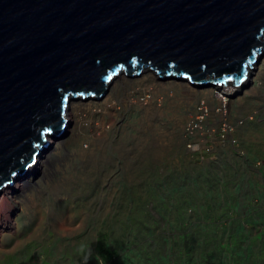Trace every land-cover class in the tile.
Masks as SVG:
<instances>
[{
  "label": "rangeland",
  "instance_id": "374dc122",
  "mask_svg": "<svg viewBox=\"0 0 264 264\" xmlns=\"http://www.w3.org/2000/svg\"><path fill=\"white\" fill-rule=\"evenodd\" d=\"M152 72L82 99L49 162L0 192V264H264V54L215 92Z\"/></svg>",
  "mask_w": 264,
  "mask_h": 264
},
{
  "label": "water",
  "instance_id": "95a60500",
  "mask_svg": "<svg viewBox=\"0 0 264 264\" xmlns=\"http://www.w3.org/2000/svg\"><path fill=\"white\" fill-rule=\"evenodd\" d=\"M263 35L264 0H0V190L64 132L70 97L142 64L239 85Z\"/></svg>",
  "mask_w": 264,
  "mask_h": 264
},
{
  "label": "bare ground",
  "instance_id": "6f19581e",
  "mask_svg": "<svg viewBox=\"0 0 264 264\" xmlns=\"http://www.w3.org/2000/svg\"><path fill=\"white\" fill-rule=\"evenodd\" d=\"M261 42H264V35L262 36V38H261ZM259 51L260 52H258V53H256V57H255V59L257 58V61H256V63L260 60V58L262 57V54H264V50H263V48L261 47L260 49H259ZM256 63L254 62V63H251V66L249 65V63L248 64H246L245 66H244V69L245 70H247V72H246V74H245V76H247L246 78H245V81L243 82V83H246L247 81H248V75H249V70H251L253 67H254V65H256ZM256 67V66H255ZM133 68H136V65H134L133 66ZM153 71L152 73L153 74H159L158 72H156V70H154V69H151L150 68V65H147L146 67L144 66V64H142V69L140 70V72H139V74H135V76H133L134 74H127V77H130L131 76V78L133 77V79L134 80H137L138 82H143L144 81V79H145V75L147 74V73H150L151 71ZM170 70H172V68L170 69ZM122 73V74H119V73ZM131 72L133 73L134 72V70H131ZM125 73V69H123V70H120L117 74H114L108 81H106V84L104 85V87H106V89H105V91L103 92V97L101 98V96L99 97V98H97L96 96H94V95H88V96H85L84 98L82 97H80L79 99H76V98H73V97H70L69 99H68V103L66 104V108H65V115L63 116V118L64 119H66L67 120V123H66V128H65V132H64V134L63 135H66L67 134V132L69 131V130H71L70 129V127H73V125L75 124V123H77L76 121H77V118H78V116H79V112L82 110V108H83V106H81L82 104H83V102H82V99H88V100H86V101H89V100H100L101 101V103L102 102H105V101H107V100H109L110 98H111V95H112V92L114 91V81L115 80H117L118 78H120V80H122V84L124 85V84H126L127 83V80H126V78L127 77H125L126 75L124 74ZM119 74V75H118ZM123 76V78H122V76ZM139 75V76H138ZM154 75V76H155ZM164 78H167L168 80H167V83L169 84V86H175L176 84H178L179 83V81L177 80V78L176 77H174V76H172V75H169V76H167L166 74H164ZM209 78H211V79H214V75H209V74H206L205 75V79H209ZM182 79V78H181ZM166 80V79H165ZM186 81H189V82H191L190 84H192V85H187L189 88H193V87H195L196 86V83H193L191 80H186ZM227 83V82H226ZM226 83H224V85L226 84ZM229 83H234V81H231V82H228L227 83V85L229 84ZM243 83H241L242 85H243ZM128 84V83H127ZM235 84V83H234ZM241 84H239V85H241ZM199 85H202V87L204 86V87H208V88H210L209 89V91L210 92H215V90L213 89L214 87H212V86H215V88H219V86H221V87H224L223 86V83L222 84H214V83H211V82H209V83H206V84H199ZM239 85H234V86H239ZM212 88H211V87ZM150 89V88H149ZM218 90H220V89H218ZM208 92V91H207ZM105 93V94H104ZM221 98H222V96H221ZM103 99V100H102ZM225 99V98H224ZM223 99V100H224ZM190 122V121H189ZM188 122V123H189ZM187 123V124H188ZM187 124H186V126H187ZM185 126V127H186ZM184 131H185V128H184ZM56 133H51V134H49L48 136H47V139H46V141H48L49 142V144H48V146L46 147L47 149H45L44 151H42L41 149H39L38 150V153H37V155H35V160H34V163L32 164V165H35V163H36V165L38 164V163H45V164H47L48 162H49V159H50V157H49V155H47V153H45L47 150H48V148H50V147H57V145L56 144H61V138L60 139H58L57 137H56ZM62 135V136H63ZM57 136H59V135H57ZM36 158H38V159H36ZM38 160V161H37ZM37 161V162H36ZM32 165H30V166H28L27 167V169L25 170L26 171V173H24L23 175H19V173H17V174H14V176L12 175L11 176V180L13 181V184L12 185H9L10 183L9 182H7L3 187H2V189L0 190V192L1 191H3V193H5V194H10V193H14L17 189H19V188H21L23 185H25L26 184V182L29 180L28 178H27V173H32L31 171L32 170H34L33 168H34V166H32ZM24 171V172H25ZM5 199L6 200H10V196L9 195H6V197H5ZM2 206V203H1V201H0V207ZM65 214V213H64Z\"/></svg>",
  "mask_w": 264,
  "mask_h": 264
},
{
  "label": "built area",
  "instance_id": "2783aa9c",
  "mask_svg": "<svg viewBox=\"0 0 264 264\" xmlns=\"http://www.w3.org/2000/svg\"><path fill=\"white\" fill-rule=\"evenodd\" d=\"M206 110V108H205ZM202 116H203V113H202ZM203 118V117H202ZM202 120H201V117H196V118H193L190 120V122L187 124V126L185 127V132H184V135L186 136V138L188 139V143H187V147L189 149H196V144L195 142H192L193 140V137L195 136L196 133L199 132V130H201L202 128ZM231 127V126H230ZM230 127L227 126V125H224L223 127V131H226L227 129L230 130ZM233 129V128H232ZM222 137H224V134H221ZM192 139V140H191ZM191 140V141H189ZM209 151V148L208 147H205L203 148V150L200 151V153L204 154L207 153ZM201 158H204L203 155L200 156Z\"/></svg>",
  "mask_w": 264,
  "mask_h": 264
},
{
  "label": "trees",
  "instance_id": "16d2710c",
  "mask_svg": "<svg viewBox=\"0 0 264 264\" xmlns=\"http://www.w3.org/2000/svg\"><path fill=\"white\" fill-rule=\"evenodd\" d=\"M105 253L106 255H104V258L106 261H108L109 256H114V253L112 255L109 248L105 251ZM242 256H243L242 254L239 255V257H242ZM118 261L120 262V264H131L132 263L131 258H129V256H122V255H118ZM203 261H205V258H203Z\"/></svg>",
  "mask_w": 264,
  "mask_h": 264
},
{
  "label": "clouds",
  "instance_id": "9594fccd",
  "mask_svg": "<svg viewBox=\"0 0 264 264\" xmlns=\"http://www.w3.org/2000/svg\"><path fill=\"white\" fill-rule=\"evenodd\" d=\"M123 70V69H122ZM188 80H190V79H188ZM192 81V80H191ZM82 97H85V96H82Z\"/></svg>",
  "mask_w": 264,
  "mask_h": 264
}]
</instances>
